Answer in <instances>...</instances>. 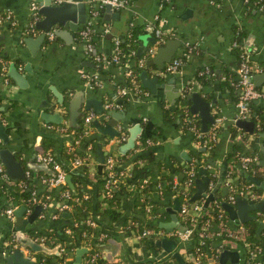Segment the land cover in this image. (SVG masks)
Segmentation results:
<instances>
[{"label": "crops", "instance_id": "obj_1", "mask_svg": "<svg viewBox=\"0 0 264 264\" xmlns=\"http://www.w3.org/2000/svg\"><path fill=\"white\" fill-rule=\"evenodd\" d=\"M30 1L32 0H0V13L10 14V19H0V54L6 56L0 58L6 61L4 75L7 76L4 80V75L0 73V121L8 135L7 143L4 145L0 142V147L8 146L14 158L23 166L25 173L22 179L9 178V181L0 179V182L5 183L13 191V193L7 191L0 193V264H7L5 256L7 252H10L9 244H12V247L18 246L14 240L17 230L12 224L13 209L23 206L21 219H25L36 205L38 210L35 218L24 225L22 235L32 237L35 241L54 249L50 253L32 251L28 247H20V250L24 255L34 256L38 264H44L42 259L46 255H51L52 260H55V255L60 253H65L66 263L72 264L75 250L82 247L85 251L81 253V264L107 262L110 264H134L135 262L160 264L162 261L165 264H192L196 239L189 238L182 241L168 234L154 238H137L135 230L130 228L129 223L135 221L138 225L150 226L165 232L181 230L180 227H184L185 223L178 209L174 208L175 204H180V200L172 185L184 179L188 165L192 162L195 171L196 169L198 171L200 167L206 171L209 178L206 193L217 184L219 168L223 163L225 164L222 181L217 184L212 198L213 201H223V196L227 194V190L222 189L226 187L225 171L234 164V160L226 156L232 151L233 144H238L243 151L256 156V166L249 172H244L247 182L253 183L249 180V176L264 179V167L257 165L261 158L258 146H264V125L253 131V124L251 132L238 127V131L230 135L228 129L235 121L236 100L228 96L226 89H220L216 79L225 66L233 67L234 55L231 46L233 42H239L250 52L251 60L260 64L262 70L254 73L253 82L264 91V0L259 6L254 5L253 1L246 3L245 0H127L125 7L111 9L116 11V15H112L113 12L102 11L101 7L92 25V50L87 54L84 51V42L78 33L83 22L79 24L77 31H72L67 22L62 26H53L45 32L39 47L31 52L30 43L24 41V38L29 36L33 38L41 30L36 28L35 32L25 31L31 19ZM39 17L38 15L37 19ZM146 24L160 25L170 34L165 39L179 40L180 45L172 57L181 54L182 61L175 71H168L165 68L157 69L154 65L145 64L142 70L147 77H155L156 81L150 89L141 84V77L138 74L139 91L134 93L127 82H124L127 76L124 72L126 65L120 63L105 65L96 61L93 56L97 54L109 56L113 39H119L132 25H138L140 31L132 36L135 41V55L129 64L134 63L137 57L144 56L149 49H152L153 55L160 43L151 41L153 35L144 28ZM127 35L129 36L130 33L127 32ZM140 35H144L145 39H140ZM187 44L192 46L191 49H186ZM142 45H145V48L138 52L137 48ZM10 64H13L23 75L24 85L19 86L14 78L6 75ZM91 71L97 72L100 81L94 88L88 87L81 75ZM202 72L214 74L217 77H212L208 84L202 86L196 78V75ZM121 88L125 89V93L120 91ZM77 91L81 92L83 98L100 100L104 110L97 113L92 107L84 109L81 103L79 110L82 115L87 111L93 112L96 114L94 119H97L101 125L106 124L110 118L105 110L116 111L119 115L115 117L116 121L113 125L118 132L116 135L108 136V134L99 133L91 122L89 133L99 135L101 138H98L95 150H91L90 144L88 145L90 155L86 160V176L83 175L86 183H75V187L80 190L84 198L88 193L91 196L95 194L94 179L99 174L101 165V161L97 160L98 151H103L107 155L125 152L131 146L125 150H120V147L125 143L133 127H138L133 144L137 138L147 139L146 152L152 154V160L147 166L148 173L143 176L148 179L147 182L153 183L148 193L150 202H147L151 205L150 211L143 210L142 205L146 201L140 200L141 194L139 195L141 202L136 199L140 191L137 185L143 177H140L141 174L137 171L132 174L130 163L126 165V168L131 171V174L118 179V183L124 186L118 201L119 217L110 223L106 221L105 216L95 214L93 208L88 211V214L99 222L95 223L101 233L97 244L107 243V240L111 242L104 251L97 246L92 250L90 245L77 240L69 225L72 208L71 206L61 207L63 201L60 193L64 185L72 188L71 178L69 177L70 185L66 181L64 184L48 185L46 177L52 171L47 173L27 167V163H39L37 155L50 151L51 147L58 156L60 149L67 146L73 137V130L69 128L67 120V101ZM190 91H197L204 99H206L204 96L212 95L211 98L206 99L208 101L214 99V102L210 103V114L213 118L219 117L220 121L210 142L211 154L205 144L196 141L184 121L181 110L184 105L188 113L197 116L199 120L198 112L189 110V102L183 103L182 97ZM254 100L256 109L264 118V99ZM108 102L117 103L118 106L105 108L104 105ZM42 110L59 112L62 120L59 123L45 122L39 115ZM213 124L214 119L206 129L209 130ZM121 133L126 135L124 140L119 139ZM48 134L57 135L59 139L50 138V142H45L44 144L48 146L46 150L43 142ZM63 157L58 156V159L63 161ZM208 159H211L213 164ZM46 166L48 167L47 164ZM68 166L75 171H82L81 165L73 166L70 161ZM200 176L198 172V176L194 175L193 181ZM26 178L28 181L25 183L23 180ZM232 179L238 180L236 177ZM18 181H22L23 188L26 186L29 192L32 191L37 196L47 195L45 207L35 204L27 211V206L16 195V191L20 192L16 188ZM253 185L255 187L254 183ZM203 200L204 197L201 196L193 200L200 204V208L195 209L196 214H190L191 216L196 218L205 214L209 215V210L205 208L211 200L206 205L202 204ZM7 207L12 208L11 217L4 211ZM258 210L251 209L247 213L256 217ZM63 213H69L68 217L62 215ZM260 220L264 224V220L262 218ZM224 222L231 230H235L238 224L242 223L237 219H230L227 212ZM211 227L215 229L217 224H212ZM132 236L136 242L130 244L127 239L130 237L133 239ZM161 238L172 239L175 245L171 250L165 251L160 244H155V241ZM216 243L219 246L215 250L235 251L234 260L224 258L223 263H218L219 253L216 256L212 251H205L201 256L200 264H253L247 256V247L244 243L232 238L218 239ZM88 250H91L90 254L84 255ZM173 252L180 257V262ZM91 255L95 258L92 263H89L87 257ZM257 259L264 264V253L259 254Z\"/></svg>", "mask_w": 264, "mask_h": 264}, {"label": "built area", "instance_id": "obj_2", "mask_svg": "<svg viewBox=\"0 0 264 264\" xmlns=\"http://www.w3.org/2000/svg\"><path fill=\"white\" fill-rule=\"evenodd\" d=\"M61 0H52L53 3H59ZM247 1V0H245ZM83 2L86 4V19L83 21V26L79 28L78 33L82 41L84 42V51L85 53H90L92 50V44H91V35L93 32L92 25L94 24L95 18L98 16V11L99 8L103 7L104 5H108L111 9H119L123 8L127 5V0H83ZM37 2L36 1H30L29 3V15L31 17L29 23L27 24V27L25 31L27 32H35L36 27L34 26L35 20L38 18L37 14ZM1 18H6L10 19V14L9 13H4V16L0 15ZM146 30L152 33L155 42L156 43H162L166 37H168L170 34L167 32L168 30L163 29L160 25H151V24H146L144 27ZM169 34V35H168ZM237 43L233 42L232 45H236ZM191 45L187 44L186 49H191ZM243 49V55L241 58L238 60V64L235 67L234 71L236 73V81L235 85L238 87V96L236 99V113L234 119H243L247 118L249 115V106H250V101L254 99H264V91H262L259 87H257L254 82H253V75L254 73L252 72V66L248 63L249 59V52L246 50L245 47L241 46ZM152 49H149L148 52L142 56V57H137L131 65L129 64L131 60L134 58V49H130L127 51L126 56L124 57V62L122 65L125 66V74L130 77L131 83L128 84V87L132 88L134 90V93L139 91V88L137 87V81L135 79V72L133 69L130 67L132 65H137V66H142L145 63L146 58L152 55ZM120 51H119V39L114 38L112 41V49L110 52V55L105 57L101 56L99 54L94 55L93 58L105 65L109 63H118L119 58H120ZM182 61V55H176L168 61V63L163 66L168 71H175L177 67L179 66L180 62ZM121 64V63H120ZM255 69L259 70V68ZM6 71V61L4 59L0 58V73L2 75L5 74ZM82 78L84 80V83L90 87L94 88L99 85V77L97 72L91 71L89 73L85 72L82 73ZM7 79V76L4 75V80ZM124 88H121L120 91L124 92ZM125 93V92H124ZM105 108H112L118 106L117 103H112L108 102L105 105ZM182 113L184 114V121L188 127V129L193 133L194 137H199L201 131L197 127H195L194 124H189L190 122H193V116L188 113L187 107L184 105L182 107ZM96 114H94L91 111H87L83 115V130L82 133L86 134L90 131L91 129V122L94 119ZM214 119V124L212 127L207 131L208 134V139H212L215 133V128L217 126V123L220 121L219 117H215ZM126 135L124 133H121L119 135L120 140H124ZM198 142V139H196ZM138 147L136 150L142 149V146L140 145V140L139 138L135 139L134 141ZM148 140L145 139V143L147 144ZM90 146L87 145V153L84 155L85 157H74L73 160L70 161L71 165L77 166V165H87L86 160L88 158ZM37 160L39 162H44L45 164L48 165V167L51 169L52 173L46 177V182L48 185H58V184H64L65 183V175H66V170L63 169L54 157V155L50 151H46L42 154L37 155ZM143 160H138L139 163H141ZM256 161V156L254 154H244L240 153L236 159L234 160V164L230 165L228 167V171L225 174V179H224V184L227 187V203L232 204L235 202L236 195L238 196H243L245 195L248 199L258 201L262 198H264V190L261 192H255L253 188L254 185L251 182H247L244 187L237 188L236 187V182L232 179L233 177H238V174L240 172H245L248 169H250L251 164ZM116 165L117 169H114V166ZM105 168H106V180L104 185L107 187V192L109 190V186L112 184H115L118 182V179L120 177L124 176H129L131 174V171L128 170L125 166V168H121L120 164L114 163L113 158L111 155H108L105 159ZM195 166L194 163H189L188 169L186 170V177L183 179L179 184L180 190V204L178 208V213L184 218V228L183 230H174V231H169L165 232L161 229H155L150 226H142L138 225L135 221H131L129 223L130 228L135 230V237L137 238H154L158 235H164L168 234L171 235L179 240H187L191 237L193 229L196 227L197 229V234L198 236L195 238L196 239V245L194 247V260L192 264H199L201 256H203L204 252L201 251L200 247L198 244L203 243L206 239L208 238H216L220 236L221 234L224 235L222 239H235L238 241H242L247 247V256L249 260L253 262V264H261L259 259H257L258 255L261 254L260 248L255 247V249H251L249 243L245 240L246 238V229L242 224H238L237 228L235 230L228 229L225 225L224 220H219L217 222V228L212 229V227H209V222L210 218H206L203 221L200 222V225L198 226V220H196L195 216L189 215L188 219H186L187 216V209L192 208V209H199L200 204L197 202H187L186 198L189 194V188L193 184V177L195 173ZM232 171V173H230ZM234 171V173H233ZM0 179L4 181H9V177L7 173L4 170V166L0 162ZM147 178L143 177L140 182L137 185L138 189H141L145 183H147ZM17 185L22 189L23 188V182L18 181ZM178 184L174 182L172 185L173 189L175 190V193H177L176 186ZM179 192V191H178ZM30 197L28 200L32 203L38 204L41 207H45L46 205V198L48 197L47 195H44L43 197L35 195L34 192L30 191ZM60 196L62 198V205L61 207L63 208H69L70 204L68 203L69 199L78 201L79 198L77 196H72L70 190L68 187L64 185V187L61 189ZM84 198V196H82ZM142 200V198H140ZM142 207L144 208L146 212L150 211L151 205L147 202H144ZM30 206H27L26 210L28 211ZM5 213L11 217L12 215V208L7 207L5 208ZM264 211V209H263ZM263 211L258 210V214H262ZM222 215L221 210H219L217 216ZM210 217L209 215H207ZM262 219L264 220V213L262 214ZM186 220V222H185ZM85 223L95 226V221L93 219L87 218L85 219ZM98 236H101V233L98 234ZM204 244V243H203ZM27 256V255H26ZM29 257V256H28ZM94 255L88 256L87 261L89 263H92L94 261ZM55 264H60V263H55ZM99 264H104V263H99Z\"/></svg>", "mask_w": 264, "mask_h": 264}, {"label": "trees", "instance_id": "obj_3", "mask_svg": "<svg viewBox=\"0 0 264 264\" xmlns=\"http://www.w3.org/2000/svg\"><path fill=\"white\" fill-rule=\"evenodd\" d=\"M254 2L253 4L256 6H259L260 4H262V0H247L246 3L248 2ZM1 16H4V13H0ZM127 31L121 35V37H119V51H120V58L118 63H123L124 62V57L126 56V53L128 50L130 49H134V39H132V36H134V34H136V32L140 31V27L138 25H132L130 27H128L126 29ZM127 32L130 33V35H127ZM131 36V37H130ZM236 45H232L231 46V50L232 53L234 55V61H233V67H236L238 64V60L241 58V56L243 55V49L241 47V44L239 42H236ZM250 53V52H249ZM2 56V57H1ZM1 58H4L6 56H4L3 54H0ZM114 62H112L111 64H113ZM248 63L250 64V66H252V72L255 73L258 70L255 69L259 68V70H262L260 64L253 62L251 60V58L249 57L248 59ZM133 71L135 72V79L137 81L138 78V74L140 72V70H142L145 67V63L142 66H137V65H132L130 66ZM233 67L230 66H225L224 70H222L220 76H216L214 74H208L205 72L199 73L196 75V78L199 80V82L201 83L202 86L206 85L209 83V81L211 79H213L212 77H217V81L219 83L220 89L224 90L226 89V92L228 94V96H230V98H232L233 100L237 99L238 96V87L235 85V81H236V73L233 69ZM211 69V68H210ZM212 71V70H210ZM127 82V84L131 83L130 77L126 76L125 77V81ZM206 99H209L212 97V95H206L204 96ZM255 100H251L250 101V106H249V115H248V119H250L253 124V131L254 130H258L259 127L264 125V118L260 115V111L258 109H256V106L254 104ZM183 103H188V101H183ZM83 115L81 114L79 117L76 118L77 124L76 125H70V129L73 130V137L71 138V140L69 141V143L67 144V146H63L60 151L58 156H64L63 157V161H61V159H58L57 154L54 152V150L52 149V147L49 149L50 152L54 155V157L56 158V160L59 161L61 167L63 169L66 170V174H69V177L71 178V182H72V188L68 187L66 185V187H68V189L71 192L72 196H77L79 198L78 201L69 199L68 203L70 204L71 208H72V212H71V218H70V223L69 225L71 226L74 234L76 235L77 240L81 241L84 244H88L90 245L91 249L93 250L94 248H96V244L99 241L98 239V233H99V228H96V226H91L87 223H85V219L90 218L93 219L89 214L88 211H90L92 208L95 212V214H97L98 216H105L106 221L107 222H114L118 217H119V195L121 193H123L124 191V186L122 183H115L112 184L111 186H109V190L107 192V187L104 185L105 180H106V168H105V159L108 156L107 154H103L102 155V160H101V165H100V172L99 174L96 175L95 179H94V185L96 187L95 190V194L93 196L90 195V193H88L87 197L83 198L82 194L80 193V190L78 188L75 187V183H80V184H85V177L86 176V171H85V167L86 165L83 164L82 166V173L73 170L72 168H69L68 166V162L73 160L74 157H82L85 152H86V148L87 145L90 144L91 146V150H95V146L97 144V140L98 138H101L99 135L96 134H90L89 132L86 134L82 133L83 130ZM92 124V123H91ZM189 124H194L195 127H197L199 129V120L197 116H193V122H190ZM210 126V123L207 125L206 128H208ZM216 129V128H215ZM229 132L230 135H234L236 131H238V126L234 123V124H230L229 126ZM208 129H206L205 131H203L202 133H200V136L197 138L195 137V139H198V142L200 144H205L206 149H210V142H212V139H208V134H207ZM58 137V136H57ZM55 135L52 134H48V137H44V142H50V138H54L55 140L58 139ZM140 140V145L142 146V149L140 150H136L138 145L136 143H134L130 148H128L125 152L121 153H116L111 155V157L114 160V163L117 164L119 163L121 168H125V166L130 163L131 167H132V174H134L136 171L138 173L141 174L140 177L145 176V174L148 173L147 170V166L148 164L151 162L152 160V154L146 152V143H145V139L144 138H139ZM102 143H104L103 140H101ZM44 149H46L48 146L47 144H44ZM47 150V149H46ZM45 151V150H44ZM211 149L209 151V154H211ZM240 153H244V154H252L249 153L248 151H243L241 149V147L238 144H233L232 147V151L226 156V158H230L235 160L236 157L240 154ZM143 160L141 163L138 162V160ZM67 163V165H66ZM254 166H256L255 162H253L251 164L250 169H248L247 171L249 172L252 168H254ZM114 169L116 168V165L114 166ZM228 171V169H226V172ZM232 173V171L230 172ZM194 175L198 176V171L196 169ZM186 175H184V179H185ZM238 180L235 181L236 182V187L240 188V187H244V185L247 183L246 180V176L244 174V172H240L238 174ZM88 181V179H86ZM25 183L28 181V178L23 180ZM193 184L190 186L189 188V194L186 198L187 202H192L193 200L190 199V196L192 195L195 187H194V181L192 182ZM152 181H148L147 183L144 184V186L142 187V189H140V191L137 194V200L139 201V195L141 194L142 196V200L141 201H146V202H150L149 199V192L151 191L152 188ZM180 184L178 183V185L176 186L177 189V198L180 200L181 195H180V190L181 188H179ZM16 188L18 190H20V192L16 191V195L20 198V200L23 202V204H25L26 206H30V207H34L35 203H32L28 200V198L30 197V192L29 190L26 188V186L24 188H20L18 185H16ZM255 192H261L260 188H253ZM15 190V189H14ZM1 191H7L10 193H13V191L11 190L10 187H8L5 183L0 182V193ZM179 191V192H178ZM9 193V194H10ZM7 194V193H6ZM238 195H236L237 197ZM223 201L227 202V198L226 195L223 196ZM212 199L209 202V205L206 206L205 209H208V213L209 216L208 217L206 214L205 215H201L200 217H196L198 220V226L200 225V222L203 221L206 218H210V222H209V227H211L212 224H217V222L219 220H225V216H226V210L222 207L221 205V200H215ZM139 201V202H141ZM102 204H105L102 206ZM234 204V203H232ZM264 209V204L262 206V208L260 209V211H263ZM219 210H221L222 215L217 216ZM264 213V211L262 212V214ZM262 214H258L256 217H252L248 220H245L244 222H242L241 224L245 227L246 229V238L245 240L249 243L251 249H255V247H259L260 248V252L264 253V225L260 228L259 231H256V228L259 224V222L261 221L260 219L262 218ZM190 214L187 213L186 219H188ZM71 220H73V222H71ZM95 221V219H93ZM186 222V220H185ZM95 223H99L97 221H95ZM101 230H104L103 227H100ZM197 229L198 228H194L192 231V235L190 238L194 239L198 236L197 234ZM222 237H224L223 234H221L220 236L216 237V238H208L206 239L203 243L198 244L201 251L205 252V251H212L216 256L219 253V249L215 250L218 245V243H216V241H218V239H221ZM242 242V241H240ZM216 243V244H215ZM197 244V243H196ZM195 244V245H196ZM89 252H91V250H88L87 253H84V255H88L90 254ZM195 253V252H194ZM201 263V260L199 261ZM42 263L44 264H55V263H60V264H67L65 261V253H60L58 255H55V260H52L51 255H46L45 257H43L42 259ZM199 263V264H200ZM104 264H110V262L104 263ZM134 264H144V262H135ZM160 264H165L163 261Z\"/></svg>", "mask_w": 264, "mask_h": 264}, {"label": "water", "instance_id": "obj_4", "mask_svg": "<svg viewBox=\"0 0 264 264\" xmlns=\"http://www.w3.org/2000/svg\"><path fill=\"white\" fill-rule=\"evenodd\" d=\"M37 2V14L40 16L39 19H37L34 22V26L41 31L35 36V37H25L24 41H27L29 44V48L31 52H34L37 47H39V44L42 42L45 32L49 31L53 26L58 25L62 26L66 22L68 23L69 28L72 31H77L78 26L80 23H82L85 19L86 15V4L83 2V0H61L59 3H53L52 0H35ZM102 11L105 12H113L112 15H116V11H111V8L108 5H104L101 8ZM140 39H145L144 35L139 36ZM151 41L155 42L154 37H151ZM145 42V41H144ZM143 42V43H144ZM180 45V42L176 38H167L162 43L157 45L155 48V51L153 55H151L148 59H146L145 64L146 65H154L157 69H162L164 64L170 61L171 57L174 55L176 48ZM145 48V45H142V47L137 48L138 52ZM91 64V63H89ZM6 75H9L10 77L14 78L17 81V84L19 86H22L25 84V79L23 75L14 67L13 64L9 65L8 72ZM139 76L141 77V84L144 86L149 87L150 89L153 88L154 83L156 81L155 77L149 78L146 76L144 70H141L139 72ZM153 83V84H152ZM183 101H188L189 103V110L191 112H198L199 115V121H200V129L205 130L208 123L213 121V116L210 114V103L214 102V99L212 100H206L197 91H190L186 92L184 94V97H182ZM81 103H83V108L88 109L89 107H92V109L100 113L103 110L101 101L95 98H83L81 97V92L77 91L68 99L67 101V120L69 125H76L77 121L76 118L79 117L82 112L79 110ZM108 115H110V118L107 120L106 124L101 125L97 119H94L92 121L93 125L97 129V131L101 134H108V136L116 135L118 134L117 130L113 127L116 118L118 117V113L113 110H105ZM121 114V113H120ZM40 117L45 122H52V123H59L62 120V115L59 112L53 111L48 112L46 110H42L39 113ZM234 123L238 126L244 129L245 131L251 132L253 122L248 118L243 119H235ZM138 130V127H133L130 129V133L125 141V143L120 147V150H125L127 147H130L133 145V140L135 138L136 132ZM57 137V135H56ZM59 139V137H57ZM8 140V135L5 131V126L0 121V142L2 144H6ZM258 150L261 153V158L258 160L257 165L264 167V146L260 145L258 146ZM102 154L103 151H98V157L97 160L100 162L102 160ZM211 164H213L211 159H208ZM0 162L4 166V170L7 173L8 177L11 179H22L25 176L24 168L19 163L18 160L14 158V155L12 151L8 148V146H1L0 147ZM30 167L35 170H41L45 171L47 173H51V169H48L46 164L44 162L39 163H27V167ZM224 166L225 164L219 168L218 172V178H217V184L222 181L223 173H224ZM198 172L201 174L199 178L194 179V187L195 190L193 191L192 195L190 196L191 200H194L198 197H204L203 205H206V203L211 200L214 197L215 190L217 187V184L212 187V189L206 193V189L208 186L209 178L206 175V171L203 168H199ZM250 181H252L255 184V188H260L261 190H264V179H257L256 177L249 176L248 177ZM65 181L70 185L69 181V174L65 175ZM223 191L227 190L226 187L222 188ZM264 204V198L254 201L251 199H248L245 195L243 196H237L235 198L234 205L229 204L225 201H221L222 207L226 210L227 215L230 219H237L240 222H244L245 220H248L252 218V215H248V211L251 209H261ZM175 209L179 208V203L174 205ZM23 210V206H18L13 209L14 214V221H12L16 227L15 234H14V240L18 244L17 247H12V244H9V250L10 252H7V255L5 256V262L7 264H38L36 262V258L34 256L28 257L23 254V252L20 250V247H28L32 251H42L44 253H50L53 251L52 248H48L44 245L42 242L35 241L32 237H24L23 234V228L24 225L27 222H32L35 218L36 212L38 210V206L36 205L32 212L27 215L25 219H21V212ZM188 214L195 215L196 211L192 208L187 209ZM65 217L69 215V213H63ZM264 224L260 221L256 231H259L260 228ZM165 226V225H163ZM165 228H168L165 226ZM184 227H180L181 230H183ZM110 240H107V243H99L96 246L100 250H106V248L110 245ZM155 244H160L165 251L171 250V248L175 245V241L172 239L167 238H161L160 240L155 241ZM85 251V248H77L75 250L74 254V260L72 264H81L80 258L81 253ZM173 255L177 256V260L180 262L181 259L178 257L176 252H173ZM236 256L235 251L229 250V249H222L219 251V257H218V263H223L224 258H228L231 261L234 260ZM102 258H100L101 260Z\"/></svg>", "mask_w": 264, "mask_h": 264}, {"label": "rangeland", "instance_id": "obj_5", "mask_svg": "<svg viewBox=\"0 0 264 264\" xmlns=\"http://www.w3.org/2000/svg\"><path fill=\"white\" fill-rule=\"evenodd\" d=\"M128 237H129V236H128ZM132 237H133V236H132ZM127 240L130 241V244H131L132 242H134V243L136 242L135 239H134V237H133V239L130 237V238H128Z\"/></svg>", "mask_w": 264, "mask_h": 264}]
</instances>
